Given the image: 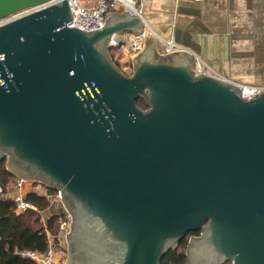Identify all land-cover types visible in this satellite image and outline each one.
I'll return each instance as SVG.
<instances>
[{
    "label": "water",
    "instance_id": "obj_1",
    "mask_svg": "<svg viewBox=\"0 0 264 264\" xmlns=\"http://www.w3.org/2000/svg\"><path fill=\"white\" fill-rule=\"evenodd\" d=\"M49 1L0 0V19ZM70 20L63 0L0 26V161L10 175L48 183L65 205L71 197L120 246L110 264H160L205 231L206 243L188 240V264L205 251L215 260L204 264H264V91L241 99L195 76L187 53L160 55L153 38L127 77L108 43L141 20L114 14L94 31Z\"/></svg>",
    "mask_w": 264,
    "mask_h": 264
},
{
    "label": "crops",
    "instance_id": "obj_2",
    "mask_svg": "<svg viewBox=\"0 0 264 264\" xmlns=\"http://www.w3.org/2000/svg\"><path fill=\"white\" fill-rule=\"evenodd\" d=\"M138 1L144 23L187 50L193 64L192 54L228 80L264 87V0ZM81 2L95 5V0ZM114 14L122 13H111L107 20ZM142 29L143 25L132 33ZM157 47L162 55L159 43ZM25 191H32L29 184Z\"/></svg>",
    "mask_w": 264,
    "mask_h": 264
},
{
    "label": "built area",
    "instance_id": "obj_3",
    "mask_svg": "<svg viewBox=\"0 0 264 264\" xmlns=\"http://www.w3.org/2000/svg\"><path fill=\"white\" fill-rule=\"evenodd\" d=\"M63 0H50L49 2L33 8H29L8 17L0 19V26H3L16 19L22 18L33 12L41 10L47 6H52ZM72 17L66 26H75L83 31H94L104 27L107 18L114 12H126L130 16L136 17L143 23V29L140 32L132 33L129 31L113 35L108 43L109 52H112L118 64H121L122 74L131 76L133 72V59L137 57L144 49L145 42L153 38L158 41L161 46V54H168L175 51L187 50L174 42L172 38H162L151 28H149L142 19V7L138 0H95V5H87L81 0H66ZM120 38L121 42L117 39ZM193 56L195 76L204 75L239 89L241 99L251 100L259 93L264 91L263 86L240 84L228 80L214 71L209 65L203 62L197 56ZM33 184V182H32ZM26 181L17 178L12 183H8L4 188L0 187V195L10 199L15 206L16 214L27 212L39 213L37 208L27 201V192L25 191ZM8 194L9 196H7ZM6 195V196H5ZM46 198L50 206L58 212L56 229L49 228L47 223H43L42 234L45 237L47 248L44 252L25 251L18 255L22 259H27L35 264H66L67 263V237L70 232V216L66 210L62 193L59 190L46 194ZM41 215V214H40Z\"/></svg>",
    "mask_w": 264,
    "mask_h": 264
},
{
    "label": "trees",
    "instance_id": "obj_4",
    "mask_svg": "<svg viewBox=\"0 0 264 264\" xmlns=\"http://www.w3.org/2000/svg\"><path fill=\"white\" fill-rule=\"evenodd\" d=\"M136 104L143 111L148 109V105L142 99H138ZM10 177L4 158L0 161V187L8 185ZM34 185L36 187L35 183ZM45 191L47 195L53 193V190L48 188ZM27 201L32 203L39 213L16 214L14 203L4 196L0 197V264H35L20 258L18 253L25 251L42 253L47 248L40 216L41 212L49 207L46 195L32 190L27 194ZM56 223L57 216L54 215L48 220L47 225L55 230ZM192 235H197V232L187 234L175 248L164 255L160 264H187L185 250Z\"/></svg>",
    "mask_w": 264,
    "mask_h": 264
},
{
    "label": "flooded vegetation",
    "instance_id": "obj_5",
    "mask_svg": "<svg viewBox=\"0 0 264 264\" xmlns=\"http://www.w3.org/2000/svg\"><path fill=\"white\" fill-rule=\"evenodd\" d=\"M65 202L71 220L70 232L66 242L67 260L73 253L75 264H110L111 262H118L121 254L120 246L110 240L103 239V230H99L94 222L95 220L88 219L81 214L76 202L71 197L66 196ZM207 236L208 232L206 231L203 234L198 232L197 235L190 236L188 240L200 237L199 241L203 244L206 243ZM195 255V264L212 263L215 260L211 252L205 251L203 255Z\"/></svg>",
    "mask_w": 264,
    "mask_h": 264
},
{
    "label": "rangeland",
    "instance_id": "obj_6",
    "mask_svg": "<svg viewBox=\"0 0 264 264\" xmlns=\"http://www.w3.org/2000/svg\"><path fill=\"white\" fill-rule=\"evenodd\" d=\"M109 54V56L111 57V60H112V62H113V64L116 66V68L120 71V72H122V66H121V64H118V62H117V60L118 59H116L115 57H114V55L112 54V52H109L108 53ZM14 179H17L16 177H13V176H11L10 177V179H9V182L10 181H14ZM19 179V178H18ZM24 180V179H23ZM26 181V180H25ZM33 183H35L36 184V187H35V185L33 186V184H32V181H26V184H29L30 186H31V190H34L35 192H38L39 194H43V195H46V191H45V189L47 188V186L46 185H49L48 183H46V182H44V181H41V180H34V182ZM7 196H9L8 194H6ZM57 210L55 209V208H53L52 206H50V204H49V207H47V209L45 210V211H43V212H41V222L42 221H44V220H42V219H46V218H48V217H50V215H56L57 214ZM187 264H188V260H187ZM224 264H230V263H224Z\"/></svg>",
    "mask_w": 264,
    "mask_h": 264
}]
</instances>
